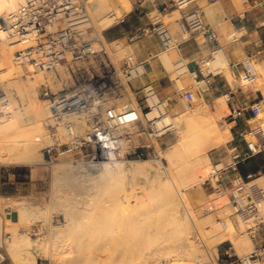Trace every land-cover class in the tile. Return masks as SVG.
I'll use <instances>...</instances> for the list:
<instances>
[{"label":"rangeland","instance_id":"1","mask_svg":"<svg viewBox=\"0 0 264 264\" xmlns=\"http://www.w3.org/2000/svg\"><path fill=\"white\" fill-rule=\"evenodd\" d=\"M203 1L206 2L205 4L208 3L207 2L208 0H203ZM112 3L114 6L112 5ZM128 5H130L132 8L129 12H125L124 10H126ZM122 6L125 8H122ZM87 8L94 21V27L93 30L91 31V37H90L94 43V47L97 50H101L104 47L105 50L108 52V55L102 56V58H99L97 60L90 59L83 62L73 63L70 66L62 68L59 72H47V73H38V74H31L26 68L16 63L17 64L16 66L17 67L20 66V68L23 71L22 79L25 84L32 83L31 81L36 80V78L39 75H43L44 81L36 89L37 92V93L35 92L36 95H33L34 92H28V94L22 96L21 94H19V92L16 89H14V87L9 85L8 81L0 80L2 89L9 95L11 102V106L7 107L4 110V112L12 109L10 115H13L15 119L18 117L20 118L19 126L21 128L29 129L30 127H32V125H34V124H30L31 115L33 113V107L40 104L41 101H46V106L48 108L49 102L47 101V98L44 95L45 90L48 87L54 94H60L62 92L71 93L76 87H78L81 84L80 77L82 74H91L95 76L104 77L106 80L110 81L115 88H117L118 96H111L112 97L110 98L111 101L106 106V108L110 106L112 107L114 105L122 107L125 104L131 103L133 104V107L136 109L132 117L135 118L142 113V109L140 108V106L142 105L141 95L140 94L138 95L137 92H135V90H133L130 87V84L127 83L126 81V72L123 71L125 69L124 60L128 56L135 57V54L130 44H133L141 40L143 37L157 38V36L152 32H150L147 35H144L143 33H140L138 30L141 26L153 28V22L151 19H153L154 21L159 14L157 13V11L147 6L146 8H142L141 10L137 11L135 9V0H124V1L94 0L89 4L87 0ZM204 8L205 7H203L202 9ZM173 10L176 11L175 14H172L171 16H163L165 14L171 13V11ZM115 12L116 13L121 12L122 13L121 17L116 19L115 20L116 22L114 21L113 26H111L107 30H104L102 33L104 38H100L98 35H96L98 34L97 30L99 28L98 26L99 20L102 17L104 18L107 15L113 14ZM130 13L131 15L130 17L127 18L126 22L119 24L125 18V15ZM148 13L151 14L148 15ZM163 15L158 17L160 18L161 21H163L166 25H168L175 41L179 42V39L176 36L177 30H176L175 22L176 20L181 18V12L176 8H172L167 10ZM137 35L138 38L135 39V41H131V39L133 37H136ZM127 37H129L128 40L126 39ZM4 49L7 50L8 52H11L6 47H4ZM179 59L181 60L182 58L177 56V60L176 59L175 60L179 61ZM209 61L210 59L206 60V62ZM247 62H251V64H253L252 66L254 70L257 72V81L251 86H244V90L246 92L251 88L254 89L256 87L264 85V66H260L258 60H256L255 58ZM222 66L221 67L223 68L224 71L226 67L224 65ZM230 72H229L230 78H228V80L235 87L242 86L241 80L236 79V77L232 76V72L231 73ZM225 73L226 72H224V74ZM169 76L176 90L179 89V87L175 86V83L173 82V78L171 77L170 74ZM182 78L186 83V89L196 92L197 99H199V95H200L199 88L201 85L195 84L193 80L189 77V75H185ZM132 82H134V80ZM34 96H36L37 98H34ZM170 98L172 99V102L169 109H172V111L174 112L177 111L176 113H179L180 115L182 113V116H184L185 118H190V119L195 118V120L188 121L187 123L190 124L191 129L193 127L198 128L201 121L204 118V115L207 114L206 115L207 118H209V115L211 118L216 117V120L218 119L217 123L220 124L223 130H225V128L226 129L229 128V130L231 131V137L226 141L220 143V145L217 148L209 151L206 158H210L212 161L206 166L205 169L209 168L210 166L211 167L210 169H207L205 171L203 170L202 173H200L199 175L200 176L199 180L202 183V187L204 188L206 195L202 197L199 196L201 198V205L200 207L197 208L196 206L194 207L195 218H197L195 221L196 224H194L193 221L191 223L194 224L192 225V228L193 226H196L192 230V232H194L193 234L195 235L194 239L197 240L199 239L198 242L203 241L202 243L200 242V244H198V248H199L198 253H201V251H203L205 256L206 255L207 256L205 257L204 254L202 256L201 255L203 253L202 252L201 254H199L198 259L193 258L194 260L189 256L183 257V255H181L179 257V255L176 254L177 253L176 250L173 251V249H175L174 247L168 246L166 248L168 243L169 245H172L173 239H169L171 240V243L170 241H168V236L169 237L172 236V234L170 233H169L170 235L167 234L168 236L164 235L165 237H167V239L165 237L160 238V239H165V240H161V242L163 241V245H160L161 242L159 241V238L156 237L154 239V242L157 239L159 242L157 241L155 243L153 242L154 244L150 243L152 245L150 246L149 244L150 248L148 250H156L155 247H157V249L160 248L158 245L163 246L164 248L170 251L172 250L171 252L172 253L174 252L173 257H165L161 259L162 263H167V264L170 263L172 264H198V263L199 264L202 263L232 264V262L235 261L238 257H243L247 254H251L255 249L257 241L252 240V238L247 233V229L253 226V221L251 220L249 223H246L245 221L242 222L243 219L239 216L238 212L233 207L229 196H224L222 198H219L216 194H214L212 184L205 181L206 178H209L210 172L215 163L217 162L226 163L227 160L228 162L231 161L230 149L232 147L231 146L233 140L232 127L234 126V124H232V120L228 118L231 113L228 103L229 96L228 97L225 96L221 98L222 100L221 99L208 100L206 99L204 93L202 96V102H201L202 105L199 106L197 100L195 106L189 110H185L177 102L178 97L175 95V93L171 94ZM223 100H225L227 103L226 108L224 109L222 108L221 111L219 110L216 111L218 109L216 107H218L219 103ZM197 105L199 106V108L201 107V109L202 107H204L203 111H200ZM10 107L12 108L10 109ZM227 109L229 110L228 112ZM110 112H111L110 110H107L106 113L109 114ZM218 112H220V114H218ZM219 115L221 116L220 118ZM151 116H154L152 112H151ZM80 117L82 123H78L80 121L79 120L80 118L78 117L72 118L71 120L76 122V124H81V126H79V128L77 129V132L79 134H84L89 129V124H84L87 115L84 114L83 116L81 115ZM258 120L263 122V128H264V111L258 113ZM1 122H0V126L2 124ZM42 130H43L42 142L43 141L44 142L43 143L39 142V145L36 148L37 152L35 150L33 153L34 155L27 157L29 161L26 160L27 161L26 163L12 162V159L10 158L11 151L7 152L8 150H6V152H4L3 150V152L0 154V191L4 193L5 197L11 198V200L9 201L4 199L2 200V202H8L17 211L13 215V221L11 223H8V227H7V231L11 233L12 239L7 245L6 264H29V261H31L32 259L31 257H27L26 254L28 251L29 253H31L30 254L31 256L34 255L37 257L36 264H74V259L77 258L79 255H80L79 257H82V259H86V260L92 258V255H94V258H97L98 255L99 260H102L105 255L106 257L108 255V253L104 255L105 252L103 251L104 249L107 252L106 244L108 246V244H110L111 241V243L113 242L112 244L115 245L114 243L115 241L112 239L115 234H113V236L111 235L112 236L110 237L111 239H108L109 237L107 238L106 234H108V232H110L111 231L110 229L112 228L109 229L108 227L110 231H108V229L102 231L100 230V232L97 230L99 236L97 235V238L92 237L93 240L95 239L93 241L90 238L91 236H94L92 235L94 233H92L93 231L91 230L92 227H94L93 226L94 222H97L94 224L95 226H97L99 223L102 225V222L104 223L108 221L105 218L109 217L108 219L112 220V216L117 218L118 216L116 214L118 213L121 214L120 212L125 211L124 206L116 202L117 201L116 197L125 189H128V191L131 192L132 189L135 188L139 194L138 197L144 198V196L147 195V193L145 191L146 188L144 187V185H142V182L144 181L146 175L143 174L140 176L133 177L130 174H128L122 180L121 183L118 181L119 179L113 180L110 177L101 178L99 176L98 168L90 167L94 176L93 177L94 180L90 181L88 185L89 187L92 186L93 189L86 187L84 184L76 185L73 182V180H69L67 177H61L56 182V179L52 172L55 166H60L68 162H72L73 164L75 163L78 164L83 162L85 163L87 161L89 162V160L86 159L83 160L80 156L66 155L60 158L58 161L52 164H48L44 159L43 150L47 146L51 145L53 143V140L49 136V132L47 130V124L44 125V129ZM59 133L60 132H58V134ZM177 142H178V134L176 133L175 130L170 131L165 136L154 142L155 144L150 149L149 152L150 155L148 158L133 159L129 161L127 160L125 161V164L130 165L131 161H136V160H149L150 165H152V168L148 169V173L150 172L154 173L155 171H159L160 173L163 174L158 176L159 179L162 180L164 179V177L165 179H167L168 176L167 172L169 171V164H168L169 161L166 158L167 157L166 154H168V150ZM19 153L20 156L25 155L22 152ZM8 158L10 159L9 162H8ZM216 159L219 160L216 161ZM88 162L87 164L89 165H93V163L94 164L97 163L91 161H90L91 163ZM177 175L176 177H178L180 180L178 178L177 179L181 181L182 180L181 176H179L178 173ZM114 182H117V184L115 185ZM179 184H180L179 190L183 195H186L189 190L197 191L196 190L197 187L195 186L186 187L185 183L181 184L179 182ZM255 184L259 186H264V178L262 179V181L260 180L251 183L250 186ZM159 193L160 192L155 189L153 192L150 193V195L148 194L149 196L147 195L148 198H146L145 196V199L147 201V202L145 201V204L146 203L147 204L144 205L143 207L141 206L142 208L140 206L133 205L137 213H140L145 209H149L148 207H152V205L150 206L148 205V201L150 204L153 205L156 204L158 198L160 197ZM149 197L155 201L150 200ZM5 208L6 205H0L1 210H4ZM33 209L37 211L39 209V211H41L40 214H38L39 216L38 215H37L38 217L33 216L32 219L30 220L26 219L27 221L25 220L22 222L20 211L26 210L27 212L29 211L31 212ZM136 211L134 213H136ZM203 215L205 218L203 217ZM158 217L159 219L161 217V220L163 221L167 220V215H161V216L158 215ZM165 217L166 220H164ZM238 217H240L241 219ZM198 218H200L201 220L200 219L198 220ZM202 218L203 221L206 220L207 222V223L205 222L206 225L205 223L204 224L202 223L203 225H205L204 226L205 228L201 225V223L198 222V221H202ZM225 218L227 220H225ZM208 219H210L211 221H209ZM228 220H230L231 223L232 222L234 223V224L232 223V225L235 227V232H236L235 235L238 239H240L239 238L240 235L241 238L247 239L251 242L252 250L250 249L251 251H249V253L238 252L237 248L235 250L234 249L235 245H233L231 240H227L226 242H223L222 244H218L215 246L216 242H214L213 239L215 240L219 236H222L221 234L222 231L219 232V230H217L216 228L217 226L219 227L220 224L223 225L222 223ZM241 222L242 224H240ZM113 223L109 225H113L116 228L117 225L119 226L118 224L119 222L118 223L113 222ZM197 226L198 228L201 227L202 230L201 228L197 230ZM213 226H215V228H213ZM211 229H213L214 232H212ZM207 230L212 232L209 233L212 234V236L209 237ZM89 231L91 234L89 233ZM102 232L104 235L102 234ZM204 233H206L205 237H203ZM215 233L217 234L216 237H215ZM89 234L90 236H88ZM130 235L131 238H133L132 234ZM85 236H87L85 238L86 241L85 239H83ZM87 238H89L90 240L89 239L87 240ZM98 239L99 241L97 243L96 240ZM211 240L212 242L210 243L209 241ZM91 241L96 243V244L93 243L94 244L93 246L97 248L98 251L97 249L94 250L95 252L93 250H91V252L89 251L90 250L89 248H91L90 246L92 245L90 244L92 243ZM98 244L101 246L100 247L96 246ZM114 245H111L113 246V248L108 247L109 248L108 251L110 253L109 255L114 254L117 256L119 254H123L127 252L129 253V251L131 252V249L128 250L126 244L125 246L124 244H122L119 247L117 245H115L114 247ZM211 245H213L214 248ZM93 246L91 249H94ZM121 246H124V248H122ZM144 246L146 247L148 245L146 244ZM82 247L83 249H80ZM145 247L144 249L147 248ZM170 247H172L173 249L172 248L170 249ZM208 247H211L209 248L210 250L213 249V251L211 250V253L210 251H208L209 254L207 252V250H209L207 249ZM86 248L88 249V251ZM161 249L163 248L161 247ZM215 249L217 251H215ZM73 251L74 253L75 251L77 252L74 254ZM66 252L68 253L70 252V253L68 254ZM84 253L85 255H83ZM71 254L74 255V257L71 256ZM65 256L69 259H65L66 258ZM83 256L85 257L83 258ZM106 257L104 258L105 260L107 259ZM186 257L189 259H187ZM98 258H97V262H98ZM30 264H32V261Z\"/></svg>","mask_w":264,"mask_h":264},{"label":"built area","instance_id":"2","mask_svg":"<svg viewBox=\"0 0 264 264\" xmlns=\"http://www.w3.org/2000/svg\"><path fill=\"white\" fill-rule=\"evenodd\" d=\"M4 1L10 0H0V63L4 59V47L13 51L14 61L31 74L59 72L73 63L97 60L108 55L104 47L97 50L90 38L94 21L87 8V0H22L21 5L12 10L1 9ZM242 1L250 3V0ZM197 4V0H135V9L139 11L147 6L157 11L158 16L169 9H178L181 18L175 22L176 30L184 41L199 35L214 44L209 61L213 63L215 55L219 52L224 54L225 51L219 43L217 32L206 24L204 11ZM158 16L154 21L151 19L153 28L141 26L138 31L144 35L154 33L166 50L174 44L179 48L180 44L175 41L170 28ZM137 38L138 35L131 41ZM207 63L202 68L191 69L188 62L181 59L179 65L185 72L177 75H189L195 84L200 85V82H206L223 71L222 64L208 67ZM124 65L123 71L127 76L143 64L134 56H128ZM1 71L0 68V74ZM80 80L81 84L71 93L54 94L49 87L45 90L44 95L55 119V124H47L49 136L53 140L43 150L48 164L66 155L80 156L83 160L98 163L112 159H145L149 157L154 142L170 132H162L157 123L163 115L162 111L156 116H151V112L154 107L169 109L172 99L162 98L152 84L137 92L141 95L142 113L134 118L132 116L136 109L131 103L106 108L111 96H118L117 88L110 81L91 74H82ZM240 80L242 86H251L257 81V72L251 62L245 64V72ZM126 81L131 84L133 80ZM175 95L185 110L193 108L197 102L196 92L186 88L177 89ZM228 102L231 112L228 118L235 121L246 109L238 107L231 97ZM9 104V95L2 89L0 82V121ZM248 109L258 114L264 106L262 102H257ZM107 110L111 112L107 114ZM84 114L87 115L84 124H89V129L79 134L77 129L81 124H76L70 117L75 115L80 118L77 122L82 123L80 116ZM61 128L67 131L66 137L58 134ZM241 136L246 140L249 150L240 152L232 146L231 161L215 163L206 182L212 184L214 194L219 198L229 196L233 207L246 223L253 221L247 233L258 244L251 254L238 257L232 264H264V186H250L251 181L240 176H236L229 185L225 183L229 171L237 172L241 163L264 151V128L241 131ZM12 221V210L0 209V264H6L7 245L12 239L7 227Z\"/></svg>","mask_w":264,"mask_h":264},{"label":"bare ground","instance_id":"3","mask_svg":"<svg viewBox=\"0 0 264 264\" xmlns=\"http://www.w3.org/2000/svg\"><path fill=\"white\" fill-rule=\"evenodd\" d=\"M92 1H94V0H88V4L91 3ZM21 2H22V0H10L7 2L4 1L1 5V9L12 10V9L18 8L21 5ZM197 2H198V4H200V6L202 5L203 7H205L203 10H205L206 12H210L209 7L206 6V4H205L206 2H204L203 0H200V1L198 0ZM237 2H235V3L237 4ZM112 5H113V3H112ZM122 8H125V7L122 6ZM131 8L132 7L130 5H128L126 10H124V11L129 12L131 10ZM175 13H176V11L173 10V11H171V13L165 14L163 16H171L172 14H175ZM121 14H122L121 12H118V13L115 12L113 14L107 15L104 18L102 17L99 20V25H98L99 28H98V30L96 29L98 31V34H96V35H98L100 38H104V36L102 34L103 31L107 30L111 26H113L114 21L116 19H118L119 17H121ZM177 49H178L177 45L174 44L169 49V51H165V52L161 53L160 58L164 62V66H165V69H167L168 74H170L171 77L173 78V82L175 83V86L179 87V88H186V83L183 80L182 76L177 75V74H182L183 72H185V70L181 69L182 66L179 65L180 59H179V61H176L177 60V55H176ZM3 52H4V59L0 63V68L2 70L1 74H0V80L1 81L2 80L8 81L9 85L14 87V89H16L19 92V94H21L22 96L25 94H28V92H34L33 95H36V93H37L36 89L44 81L43 75H39L36 78V80L31 81L32 83L25 84L23 79H22L23 71L20 68V66L19 67L16 66L17 64L13 59V51H11L12 52L11 53V52H8L7 50H5L3 48ZM214 58H215V60L213 59L214 62L213 63L208 62L207 66L211 67V66H213V64H215L216 66L221 65V64L224 65L226 67L224 70V72H226L225 75H227V76L229 75L228 78H230L229 72L231 70V64L228 61V57H227L226 53L223 54V53L219 52L215 55ZM177 68H179L178 71H176ZM145 73H146V69L144 68L143 65H141L138 70L133 69L131 71V73H128L126 76V80H134L136 77L143 78V76H144L143 74H145ZM186 78H187V76H186ZM136 80L137 79H135L134 82ZM208 84L204 81L200 82V85H201L199 88L200 89V95H199V99H197L199 106L202 105L201 102H202L203 94L206 91H208V89H209ZM31 96H32V94H31ZM34 98H37V97L34 96ZM9 106H11V102H10ZM199 106H198V108H199ZM226 106H227V103L225 100H223L219 103L218 107H216L218 109L216 110V108H215V110L221 111L222 108L224 109V108H226ZM11 108L12 107H10V109ZM160 108H161V110H159L158 107H154L153 108L154 110L152 111L154 116L159 115V112L162 111L161 114H163V115H161L160 120H158V122H157L160 130L162 132H167L168 130L169 131L175 130L176 133L178 134V142L176 144H174L168 150V154H166V156H167L166 158L169 161V163H168L169 164V171L167 170L168 171L167 172V174H168L167 179H165V177H164V179L160 180L158 176L163 175V174L160 173L159 171H155L154 173H151V172L148 173V169L152 168V165H150L149 160L131 161L130 165H126L125 161H123V160H114V159L109 160V161H105V162H101V163H98V162L95 164L93 163V165L87 164L88 161L85 163L83 162V163H78V164H76V163L73 164L72 162H68V163L62 164L60 166H55L54 169L52 170L53 175L56 179V182L61 177H67L69 180H73V182L76 185L84 184L86 187H89V185H88L89 182L94 180L93 179L94 176H93V173H92L90 167H97L98 171H99V176L101 178L110 177L113 180L119 179L118 181L121 183H122V180L128 174H130L133 177L145 174L146 176H145L144 181L142 182V185H144V187L146 188L145 191H146L147 195L148 194L150 195V193L153 192L155 189L160 192L159 193L160 197L158 198L157 203L154 204L155 206L153 204H150L148 201V205L149 206L152 205V207H148L149 209H145L142 212L137 213V211L135 210L133 205L143 207L144 205L147 204V203L145 204V201H146L145 196H146V198H148V197H147V195H145L144 198L138 197L139 194L135 188H133L131 192L128 191V189H125L116 197V200H117L116 202L123 205L125 211L120 212L121 214H119V213L116 214L118 216L117 218L112 216V220L111 219L109 220L108 219L109 217L105 218L108 221H106L104 223L102 222V225L99 223L97 226H95L94 224L97 222H94V224H93L94 227H92V229H91L93 232L92 231L91 232L94 233V234H92L94 236H91L90 239L93 240L92 237L97 238L98 231L100 232V230L101 231L106 230L109 227V229L110 228H112V229H110L111 231L108 229V231H110V232L107 231L108 234L105 233L107 235V238L109 237L108 239H111L110 237H112L113 234H115L116 236L114 235L112 238L115 241L114 242L115 245H117L119 247L122 244H124V246L126 244L128 250L131 249V252L129 251V253L127 252V253L119 254L117 256L114 254L109 255L110 253L108 251V249H109L108 247L113 248V246H111V245H114V244H112L113 242L111 243V241L108 240V241H110L111 245L108 244V246H107V244H106L107 252L103 249V251L105 252L104 255L106 253H108L107 257H106V255L104 256V258L105 257L107 258L106 260L104 258H103L104 259L103 260L101 257L100 258L102 260H99L98 255H97V258H98V262H97V258H94V255H92V254H91L92 258H89L86 260V259H82V257H79L80 256L79 255L77 258L74 259V264H91V263L92 264H160V263H162V261H161L162 258L174 256V254H173L174 252L173 253L171 252L172 250L170 251V250L166 249L168 246L174 247L175 249H173L172 247H170V249L172 248L173 251L176 250V252H177L176 254L179 255V257L181 255H183V257L189 256L192 259L193 258L198 259L199 254H201L203 252V251H201V253H198V249H199L198 244H200V242L202 243L203 241L198 242L199 239L198 240L194 239L195 235L193 234L194 232H192L193 228L196 227V226H193V228H192V225L196 224L195 221L197 219V218H195V212H194L195 208L194 207L195 206H196V208L200 207L201 198L199 196L202 197V196L206 195V192H205L204 188L202 187V183L199 180V178H200L199 175H200V173H202L203 170L205 171L207 169H210V167H211L210 166L209 168L205 169L206 166L209 163H211V161H212L210 158H206L209 151L217 148L220 145V143L229 139L231 137V131L229 130V128L228 129L225 128V130H223V128H221L220 124L217 123L218 119L216 120V117L211 118L210 115H209V118H207L206 117L207 114L204 115V118L201 121L198 128L193 127L191 129L190 124H187V123H188V121L195 120V118H192V119L185 118L184 116H182V113L180 115L179 113H176L177 111L174 112V111H172V109H167V108H164L163 106H160ZM199 109H200V111H203L204 107H202V109L200 107ZM11 111H12V109L7 110L5 112L6 117L4 116L3 119L1 120L2 122L0 121L2 123L0 126V154L3 152V150H4V152H6V150H8L7 152L11 151L12 156L10 155V158L12 159V162H14V163L25 162L26 163L27 161H29V159L27 157L34 155L33 153L36 150V148L38 147L39 142H42V135H43L42 129H44V125L50 124V123L54 124L55 119L53 118V115L49 109V106L47 108L46 101H41L40 104L33 107V113L31 115L30 124H34V125H32V127H30L29 129L28 128H25V129L21 128L19 126L20 118L18 117L15 119L13 115H10ZM228 111L229 110L227 109V112ZM218 114H220V112H218ZM75 117H77V116L72 115L70 117V120L72 118H75ZM220 117L221 116L219 115V118ZM222 120H223V118H222ZM167 127H169V128L167 129ZM58 132H60L59 134L61 135V137H65L67 131L64 128H61L60 131H58ZM12 140H15V141H12ZM19 152H22L25 155L23 156L21 154L22 156H20ZM36 152H37V150H36ZM9 160L10 159L8 158V162H9ZM177 173L179 174V176H181V178H182L181 181H179L180 179L178 177H176ZM263 178H264V175L262 177H260L258 179V181H260V180L262 181ZM207 179L208 178H206L205 181ZM179 182L181 184L185 183L186 187L187 186L188 187H194L195 186V187H197L196 188L197 191L189 190L186 195H183L179 190V187H180ZM114 183H115V185L117 184V182H114ZM89 188L93 189L92 186H90ZM181 188H182V186H181ZM149 199L152 201H155L150 197H149ZM153 203H155V202H153ZM215 208H216V206H215ZM203 209H205V208H203ZM135 211H136V213H134ZM20 212H21V215H20L21 221L23 222L26 219L30 220V219H32L33 216L34 217L37 216L38 214H40L41 211H39V209H38V211L33 209L31 212L30 211L27 212L26 210L20 211ZM156 214H158L159 216L167 215V220H166V217L164 219L166 221L161 220V217L159 219L158 215H156ZM203 217H204V215H203ZM155 218H157V219H155ZM200 218H198V220ZM238 218H240V217H238ZM208 220L211 221L210 219H208ZM225 220H227V219L225 218ZM230 220L224 221V223H222L223 225L220 224L219 227L217 226L216 229L219 230V232L222 231L221 232L222 236H219V237L217 236L218 237L217 239H215V240L213 239V241L216 242L215 246L218 244H222L223 242H226L227 240H231L233 245H235V247L233 246L235 250L237 248L238 252H248L249 253V251L252 250L251 242L247 239L241 238L240 235H239L240 239H238L236 237L235 227L232 225L233 222L231 223ZM192 221L194 222V224L191 223ZM238 221H240V220H238ZM243 221L244 220H242V222ZM113 222H115V223L119 222L118 223L119 226L117 225V228H116L113 225H109V224H112ZM198 222L201 223V225L203 227L207 223L206 220L203 221V218H202V221H198ZM242 222L240 224H242ZM202 223L203 224L205 223V225H203ZM199 228H201V227H199ZM199 228L197 226V230ZM213 228H215V226H213ZM197 230H195V231H197ZM201 230H202V228H201ZM201 230H199V231H201ZM211 230H212V232H214L213 229H211ZM207 231H208L207 233H208L209 237L212 236V234H209L211 231H209V230H207ZM89 233H90V231H89ZM169 233L172 234V236L169 237L168 236V235H170ZM90 234L88 236H90ZM102 234H103V232H102ZM130 234H132L133 238H131ZM201 234H202V232H201ZM205 234L206 233H204L203 237H205ZM164 235L168 236V241H170V243H171V240H169V239H173L172 245H169V243L168 244L166 243L167 244L166 248H164L163 246H160V245H163V241L161 242V240H165V239H160V238H164L165 237ZM216 235L217 234L215 233V237H216ZM158 236H161V237H158ZM197 236H196V238H197ZM86 237L87 236H85L83 239H85ZM156 237L159 238V241L161 242L160 245H158L160 248L157 249V247H155L156 250H148L150 248V246L152 245L150 243H153L154 239ZM171 237H173V238H171ZM165 238L167 239V237H165ZM88 239L89 238H87V240ZM130 239H132V240H130ZM204 240H205V238H204ZM85 241H86V239H85ZM98 241H99V239L96 240L97 243H98ZM156 241L159 242L158 239L155 240V242ZM209 242L211 243L212 240ZM93 243L96 244L95 242L90 243V244H92L90 246L91 248L94 245ZM145 243L148 246L150 244V246L149 247L146 246L147 247L146 248L144 246V245H146ZM209 244H208V246H209ZM115 245H114V247H115ZM213 245H214V243H213ZM213 245H211V246L213 247ZM96 246L100 247L101 245L98 244ZM103 246H105V245H103ZM124 246H121V247L124 248ZM86 247H87V245H86ZM118 247H116V248H118ZM144 247L146 249H144ZM161 247L163 249H161ZM91 248H89L90 252H91V250L94 251L95 249H97L95 247H94V249H91ZM102 248H105V247H102ZM141 248H143V249H141ZM209 248H211V247H208L207 249H209ZM80 249H83V247ZM125 250H126V248H125ZM211 250L213 251V249H211ZM211 250L209 249V250H207V252L210 251V253H211ZM87 251H88V249H87ZM97 251H98V249H97ZM215 251H217V250L215 249ZM76 252L77 251H75V253ZM66 253H68V252H66ZM73 253H74V251H73ZM96 253H98V252H96ZM30 254L31 253H29V251H28L26 255H27V257H31L32 264H36L37 257L34 255L31 256ZM72 254H71V256L74 257V255H72ZM102 254H103V252H102ZM203 254H204V252L201 255L203 256ZM208 254H209V252H208ZM83 255H85V253ZM99 255H100V253H99ZM204 256H205V254H204ZM84 257L85 256H83V258ZM65 259H69V258L66 257ZM187 259H189V258H187ZM31 261H29V264L31 263ZM170 264H172V263H170Z\"/></svg>","mask_w":264,"mask_h":264},{"label":"crops","instance_id":"4","mask_svg":"<svg viewBox=\"0 0 264 264\" xmlns=\"http://www.w3.org/2000/svg\"><path fill=\"white\" fill-rule=\"evenodd\" d=\"M207 2L206 6L209 7L210 12L203 10L206 24L217 32L219 43L231 64L232 76L241 79L245 72V64L254 58L258 60L260 66H264V0H250L248 4L242 0H217L215 2L208 0ZM197 6L203 8L200 4ZM130 15L131 13L125 15L119 24L126 22ZM232 35L234 37L231 38ZM176 36L180 44L176 50V55L186 60L191 69L202 68L206 60L211 58L214 44L205 38L196 35L184 41L178 31H176ZM126 39L128 40L129 37ZM130 46L137 61L142 63L146 69L143 78H137L135 82L130 84V87L135 92H139L146 85L152 84L162 98H170L171 94L176 93V88L160 58V54L166 50L158 37H143ZM206 83H209V89L205 92L206 99L214 100L229 96L238 107L246 109L242 116L232 121L234 126L232 127L233 140L231 146L237 147L240 152H247L249 150L248 145L241 136V131L263 128V122L258 120V114L248 108L257 102H262L264 106V85L251 88L246 92L244 86L235 87L228 80L224 71L208 78ZM218 160L216 159V161ZM263 174L264 151L241 163L237 172L229 171L225 183L229 185L236 176L254 183ZM4 199L11 200L10 197H5L4 193L0 191V205H6V209L12 210L14 215L17 212L16 209L8 202H2Z\"/></svg>","mask_w":264,"mask_h":264}]
</instances>
